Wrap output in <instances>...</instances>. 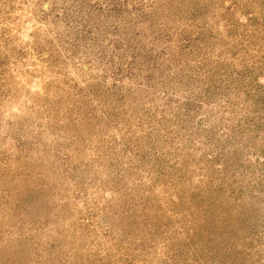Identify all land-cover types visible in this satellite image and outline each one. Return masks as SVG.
I'll use <instances>...</instances> for the list:
<instances>
[{"label": "rangeland", "instance_id": "obj_1", "mask_svg": "<svg viewBox=\"0 0 264 264\" xmlns=\"http://www.w3.org/2000/svg\"><path fill=\"white\" fill-rule=\"evenodd\" d=\"M0 264H264V0H0Z\"/></svg>", "mask_w": 264, "mask_h": 264}]
</instances>
